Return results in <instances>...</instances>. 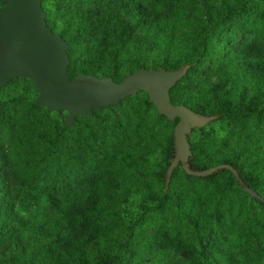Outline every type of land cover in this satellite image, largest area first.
I'll use <instances>...</instances> for the list:
<instances>
[{"label":"rangeland","instance_id":"rangeland-1","mask_svg":"<svg viewBox=\"0 0 264 264\" xmlns=\"http://www.w3.org/2000/svg\"><path fill=\"white\" fill-rule=\"evenodd\" d=\"M53 1L40 0L39 5L44 17L48 14L50 21L58 22L60 14L53 12ZM65 1L69 6L80 7L88 0ZM140 1L161 11L166 9L167 1H172L176 8L170 19L137 26L130 42L122 49L124 55L129 57L137 55L144 62L145 66L139 68L170 72L173 78L166 89L177 83L181 98L188 102H203L208 97L211 84L222 83L223 88L231 89L229 94L232 97L240 91L249 95L254 87L253 78H257L260 85L264 86V73L257 77H253L252 73L242 74L241 66L232 56V53L239 50L237 45L245 46L249 39L264 45V0L257 1L254 17L242 23L234 20L221 30H217L219 34L228 33V39L225 38L219 45H215L214 51L213 42L206 47L200 45L192 50V45L201 40V36L198 35L201 33L197 8L202 0ZM89 2L91 6L101 9L103 0H89ZM246 23L250 24V28L240 29ZM233 41H237L234 46H232ZM66 45L68 48L67 42ZM189 53H192L190 57L192 64L197 65L198 69L191 76V82L188 84L183 77L188 67L187 63L174 70L158 67L156 64L162 56L172 60ZM219 58L222 60H218ZM130 72L125 73L124 76ZM15 94H25L29 100L32 98L31 93H25L21 89L12 93ZM37 95L36 92L32 98L33 102L40 105L44 111L39 108L28 110V103L24 99L15 101L13 110L8 114L6 125L0 124V166H7L10 158L17 165L28 154L43 153L44 156L50 152L51 156H46L41 161L38 171L39 186L67 180L70 167L63 165V155L59 146L54 145L44 149L41 142H35L30 136L36 129L52 130L55 126L65 127L67 135H72L75 131L82 141L100 147L99 156L87 169L94 173L101 183L109 179L114 182L111 186L103 183L102 201L106 209L103 213L105 218L111 217L114 211H117L121 221H125L138 212L137 205L143 193L141 179L148 182L153 191L159 194L170 193L174 187L181 191L183 203L180 208L168 205L159 211L151 210L145 214L142 224L134 228L139 249L133 264H190L183 254L172 249L145 248L143 246L145 239L155 228L163 226L171 232L179 233L187 242L196 243L198 234L184 225V214L200 213L203 219L211 215L213 210L217 211L219 221L210 220L207 225L216 233L215 245L202 264H264V207L256 201L259 198L264 199V185H260L256 191L247 188L237 175H234V170L222 163L191 173L185 161L188 157L189 142L198 140L205 142V148L214 157L227 156L232 148L244 153L245 157L262 155L264 154V123L256 124L249 120L245 124L227 125L217 119L216 115H199L181 102L172 103L166 90L164 103L183 106L187 115L179 130V111H161L149 100L152 108H146L143 101L147 94L142 88H137L135 93L127 94L99 110L93 108L89 113H77L73 121L67 123L66 110L48 109L45 104L37 102ZM158 115L164 116L172 125H166L165 120H160ZM113 119L117 120L120 130L116 131L109 140L105 137L101 141L97 140L94 135L95 127L103 122L109 123ZM169 131L173 139L174 154L161 177L159 157L164 137ZM57 156L59 158H56ZM58 159L62 160L57 162ZM218 165H220L218 168L229 169L236 177L232 182L231 190L223 196L212 191L203 178L209 169ZM171 169H176L178 176L169 181L168 174ZM139 171L145 174L144 177L140 176ZM183 173L191 174L192 177L185 178ZM31 177V173L27 174L26 184H12L10 196L13 200L12 207L18 215L28 221L29 226L16 227L17 244L8 242L0 246V261L2 264H65L60 258L59 251L36 231V228L56 229L66 241L69 233L63 218L58 221L47 218L54 210L47 207L41 199L44 189L40 188V192L34 195L33 189L29 186L36 184L37 181ZM66 182L68 185L61 198L62 206L65 208L85 197L83 177L78 180L68 179ZM123 192L126 193L125 200L121 198ZM107 193L114 195V200H108ZM64 215L69 218L61 212V216ZM123 234L122 225L109 232V236L114 239L121 238ZM101 243H104V239ZM85 250L89 261L93 263L96 258L95 249L93 246H88Z\"/></svg>","mask_w":264,"mask_h":264},{"label":"trees","instance_id":"trees-1","mask_svg":"<svg viewBox=\"0 0 264 264\" xmlns=\"http://www.w3.org/2000/svg\"><path fill=\"white\" fill-rule=\"evenodd\" d=\"M95 1V0H90ZM258 0H202L197 8L199 20V31L201 40L192 45V50L197 46L206 47L207 44L219 45L228 39V33H217L226 24L236 20L242 23L250 17H254L256 12L254 7ZM99 9L90 5L89 0L80 7L67 5L65 0H54L52 10L60 14L58 22L50 21L48 14L44 20L52 32L58 33L62 39L68 43L65 50L68 63L66 65V76L72 78L75 75H92L98 78L108 77L113 82H118L127 72L132 69L144 67V62L137 55L129 57L124 55L122 49L128 45L135 29L139 25H151L170 19L175 12V5L172 1H167L164 11L158 10L151 5H145L140 0H103ZM250 24L246 23L240 29H249ZM237 41L232 42L234 46ZM240 44V43H239ZM237 52L232 53L233 58L238 61L242 68V74L252 73L257 77L264 73V45L258 44L254 39H249L247 44L237 45ZM192 53L183 57L179 56L169 60L162 56L157 61L158 67L168 70L178 69L185 63L188 64L183 77L185 83L191 82V76L197 72V65L192 64L190 57ZM218 60H222L219 58ZM254 87L249 95L242 91L235 97L229 94L230 88H223L222 83L209 85L208 97L205 101L188 102L181 98L179 87L174 83L167 89L168 97L172 103L181 102L191 111L199 115H216L217 119L225 124L235 126L245 124L252 120L254 123H264V86L253 78ZM17 89L31 93L32 98L36 95L35 87L28 79L18 77L11 78L0 86V124L6 125L8 114L13 110L15 101L26 100L27 109L43 108L28 99L27 95L15 94ZM146 108L152 104L147 96L143 101ZM99 110L100 108H96ZM44 111V110H43ZM78 116V115H77ZM160 120H165L166 125L172 123L166 121L164 116L158 115ZM120 130L117 120L113 119L109 123H100L95 127L94 135L97 140L111 139L115 132ZM30 136L35 142H41L43 148H51L56 145L63 155V165L70 167L67 180L62 182H50L39 186L38 171L43 158L50 157L51 153L42 156L28 154L19 164H15L10 158L7 166H0V246L11 242L17 244V226H29L28 221L16 213L12 207L11 191L13 183L26 184L27 174L32 175L36 184L30 185L34 195L44 189L41 199L51 208L52 215L47 216L49 220L58 221L63 218V222L69 233L68 241L64 240L56 229L48 230L46 227H37L40 232L54 248L59 251L60 258L65 264H133L138 254V239L134 235V228L142 224L144 216L151 210H161L165 206L173 205L180 208L183 203L181 191L174 187L170 193L159 194L150 187L149 183L141 179L143 193L137 205L138 212L130 216L127 220L121 221L117 211L111 217L105 218L103 214L105 205L102 201L103 183L114 185L113 180L99 182L96 175L88 171V166L92 165L94 159L100 154L98 145L86 143L77 137L74 131L72 135H67L65 127H53L52 130L36 129ZM227 144V143H224ZM227 146V145H226ZM188 157L186 163L191 171L205 170L210 166L222 163L230 167L242 181L243 185L254 191L260 185H264V154L245 157L244 153L232 148L227 156L214 157L205 148L203 140L190 141L188 147ZM174 154V145L171 133H167L163 140V147L159 157L161 168L159 175L163 177L166 166ZM56 158H59L58 156ZM77 163L79 164L77 166ZM8 168V169H7ZM10 172V173H9ZM23 173V175H21ZM140 176L144 173L139 171ZM21 175V176H20ZM20 176V177H19ZM176 169H171L168 180L177 177ZM83 177L85 180V197L79 202H74L67 208L62 206L61 198L66 191L68 179L78 180ZM183 177L190 178L191 174L183 173ZM209 187L217 195L223 196L232 188V182L236 177L225 168L215 169L203 176ZM126 193H122V200H125ZM108 200H114V195L107 193ZM256 200V199H255ZM264 207V199L256 200ZM61 212L66 214L61 216ZM200 213L184 214V225L198 234L196 243L187 242L182 235L171 232L167 228L160 226L155 228L145 239V248H169L180 252L185 256L190 264H202L209 255L210 250L215 245L216 233L207 224L210 220L219 221L217 211L213 210L211 215L202 219ZM122 225L124 234L119 239L109 236L113 228ZM104 239V243L101 241ZM93 246L96 251V258L91 263L86 254V247ZM0 264L1 261H0ZM176 264V263H175Z\"/></svg>","mask_w":264,"mask_h":264},{"label":"water","instance_id":"water-1","mask_svg":"<svg viewBox=\"0 0 264 264\" xmlns=\"http://www.w3.org/2000/svg\"><path fill=\"white\" fill-rule=\"evenodd\" d=\"M0 86L11 78H28L37 90V102L51 110H66L65 120L77 113L106 107L137 88L161 111H179L178 127L186 118L184 107L164 103L170 72L135 69L118 82L92 75L66 76V42L46 25L40 0H1ZM220 165L212 167L209 173ZM191 173L197 171H191ZM236 176V173H234Z\"/></svg>","mask_w":264,"mask_h":264},{"label":"crops","instance_id":"crops-1","mask_svg":"<svg viewBox=\"0 0 264 264\" xmlns=\"http://www.w3.org/2000/svg\"><path fill=\"white\" fill-rule=\"evenodd\" d=\"M95 77V76H94ZM95 78H98V77H95Z\"/></svg>","mask_w":264,"mask_h":264}]
</instances>
